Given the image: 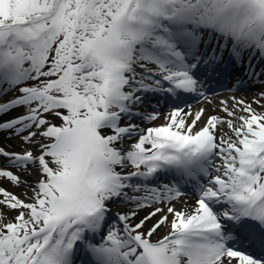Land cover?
<instances>
[{"label": "snow or ice", "instance_id": "6c2138e0", "mask_svg": "<svg viewBox=\"0 0 264 264\" xmlns=\"http://www.w3.org/2000/svg\"><path fill=\"white\" fill-rule=\"evenodd\" d=\"M229 65L264 77V0H0V264H264V89L188 104Z\"/></svg>", "mask_w": 264, "mask_h": 264}, {"label": "rangeland", "instance_id": "374dc122", "mask_svg": "<svg viewBox=\"0 0 264 264\" xmlns=\"http://www.w3.org/2000/svg\"><path fill=\"white\" fill-rule=\"evenodd\" d=\"M261 81H264V78L258 80L257 83H256V85H255L250 91H244V92H241L239 95H237V96H235V97H236L237 99H243V100H246V101H248V102L253 101L254 99H256V94L259 93V92L261 91V89H264V83H261ZM14 95H15V93H8V95L5 96L4 98L12 97V96H14ZM232 96H233V95H232ZM232 96H226V97L223 98V99H227V98L232 97ZM246 96H247L248 98H247ZM204 100H205V99H204ZM204 100H203V101H204ZM212 100H213V99L208 98L207 100H205L204 103H203V101H201V103H200L198 106H196V107L199 108V109H201V108L206 109V110H207V114H214V113H216V112L218 111L220 105H219V103H212ZM261 103H264V101H261ZM253 107H256V105L253 104ZM197 108H196V109H197ZM257 110H258V111H264V109H260V108H258ZM167 111H169V107L161 108V111H160V112H161V113H165V112H167ZM14 114H15V113H14ZM221 114H222V113H221ZM163 122H164V117H162L161 119H159V120H157V121H155V122H152V123H144V124H142V126H143V127L154 126V125L161 124V123H163ZM3 138H5V140L9 141L10 143H16V144L21 143L20 140H19L18 138H16V137H13L11 140H8L4 134H0V139H3ZM133 142H134V140H133V141H127V142H126V145H127V144H131V143H133ZM23 147H24V145H23ZM26 176H27V174H26ZM27 177L30 178V179H32V177H30V176H27ZM5 182H6V184H10V183H8L7 181H5ZM10 186H12V185L10 184ZM12 187H13V186H12ZM13 188H16V189H17V187H13ZM11 191H12V190H11ZM13 192H15L16 194H18L17 191H13ZM118 204H121V203H118ZM12 215H15V213H14V212H9V217L12 216ZM163 228H164V227H163ZM163 228L160 229V230L158 231V233L153 237L154 240H155V239H159V238L162 237V231H163Z\"/></svg>", "mask_w": 264, "mask_h": 264}, {"label": "bare ground", "instance_id": "6f19581e", "mask_svg": "<svg viewBox=\"0 0 264 264\" xmlns=\"http://www.w3.org/2000/svg\"><path fill=\"white\" fill-rule=\"evenodd\" d=\"M9 98H6L5 100H7ZM222 99L221 98H217L216 100H214L213 102H216L218 103L220 100ZM199 110V108H197ZM163 117V115L160 116V119ZM0 145L2 146H7L10 150H15V149H18L20 147H23V145L21 143L19 144H16V143H10L9 141L5 140V138L3 139H0ZM32 179L28 178L25 174L24 178L28 181V183H33L34 182V175L31 176ZM0 186H3L5 188H8L9 190H12V191H17L18 194H22L24 192L27 191V189H25L24 187H18L17 189L16 188H13L12 186H10V184H6V182L4 181L2 184H0ZM181 200L184 202V206L185 207H188V208H191L194 204H195V200H196V196L193 197V196H183L180 198V200H177L175 201L174 203L176 204V206L178 208H180L182 205H181ZM128 206H122L120 204H114L112 206L113 208V211L114 212H118V211H125L127 209ZM144 213L141 212L140 215L142 216ZM168 227H164L163 228V231H162V236L164 234H166L168 232Z\"/></svg>", "mask_w": 264, "mask_h": 264}]
</instances>
